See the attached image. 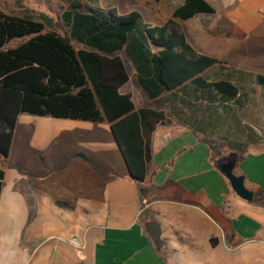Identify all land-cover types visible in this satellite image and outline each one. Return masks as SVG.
I'll return each instance as SVG.
<instances>
[{
  "label": "crops",
  "instance_id": "crops-1",
  "mask_svg": "<svg viewBox=\"0 0 264 264\" xmlns=\"http://www.w3.org/2000/svg\"><path fill=\"white\" fill-rule=\"evenodd\" d=\"M123 1L102 0L98 9L142 11L144 24L164 26L186 0ZM205 1L215 15L179 23L200 52L239 61L243 68H231L235 83L253 95L243 107L216 93L197 100L192 88L184 99L169 93L152 101L134 65L133 75L128 68L130 82L120 93L131 94L137 109L167 115L153 133L142 182L132 178L110 123L20 116L10 156L22 132L25 155H40L44 165L39 171L0 166V264H230L231 258L233 264H264V87L255 82L264 68L248 61L255 43L264 44V0ZM203 101L208 105L202 108ZM248 108L251 115L243 118ZM73 137L83 147L71 155L74 160L44 157ZM222 146L229 155H216L214 147ZM229 159L254 192L252 202L240 198L221 172ZM153 222L160 224L166 247L158 248L148 235Z\"/></svg>",
  "mask_w": 264,
  "mask_h": 264
},
{
  "label": "trees",
  "instance_id": "trees-1",
  "mask_svg": "<svg viewBox=\"0 0 264 264\" xmlns=\"http://www.w3.org/2000/svg\"><path fill=\"white\" fill-rule=\"evenodd\" d=\"M199 14L216 11L205 0H186L164 26H153L144 24L138 11L120 14L74 1L56 25L47 14L15 15L0 7V155L9 158L25 114L108 122L132 178L145 181L153 133L167 115L153 107L137 109L131 94L120 93L130 82L120 53L132 62L140 88L152 101L169 93L184 99L192 96L187 92L192 88L197 100L199 94L216 93L243 107L253 95L235 83L232 69L215 80L205 75L224 63L195 48L179 23ZM16 39L22 42L10 47ZM255 82L264 87V75ZM214 150L222 156L218 147ZM4 178L0 168V197Z\"/></svg>",
  "mask_w": 264,
  "mask_h": 264
},
{
  "label": "rangeland",
  "instance_id": "rangeland-1",
  "mask_svg": "<svg viewBox=\"0 0 264 264\" xmlns=\"http://www.w3.org/2000/svg\"><path fill=\"white\" fill-rule=\"evenodd\" d=\"M74 1H76V0H0V7L6 13L15 14V15H22L25 13V11H29L31 13H34V15L35 14L36 15L47 14L49 17L54 19V23L57 25L59 23V20H58L59 16L64 12V9L69 8V5L71 4V2H74ZM90 1L89 0H83V2H85L86 4H88L89 6L95 8V9L101 8L100 6H98V4L99 3L102 4V0H90ZM121 1H122L121 4L123 5L124 1L123 0H121ZM153 1H155V0H153ZM115 7H117V6H115ZM104 10L108 11L109 9H104ZM139 12L142 14V11H139ZM21 42L22 41L16 39V41L11 43L10 47H14V46L17 47V45H19ZM122 54H123L124 60L127 64V67L130 69V71L133 75V64H132V62L130 61V59L127 57V55L125 53H122ZM219 60L222 61L224 64L221 66H217V67L213 68L212 70L207 71L205 73V75L210 80H215V79L219 78L220 75L222 74L223 69H226V68L231 69V68H238V67L243 68L244 67V66H239L238 65L239 61H237V60H226V59L225 60L219 59ZM248 61H250L251 65H254L257 68H264V44L255 43L254 49L252 50V52L248 56ZM136 81H137V79H136ZM136 81L133 78V83H131V84H132V86L137 88L138 86H137ZM130 87H131V85H130ZM134 95L136 97V100L140 101V99L138 98L141 95V92L139 89L135 90ZM162 101L164 102V100H161V101H159V104H162ZM148 102L150 103V101H148ZM259 102L261 103V105H264V98L263 97L261 99L259 98ZM151 105H153V104H151ZM207 105H208L207 102L203 101L201 103L202 108L204 106H207ZM234 106H236V104ZM249 110H250V108H248L247 110H244V112L242 113L243 118H245V117L248 118L251 115L250 113H248ZM249 119H251V117ZM235 121H236V118H235ZM235 124H237V122H235ZM21 136H23V137H21ZM246 136H247V138H249L252 135L246 134ZM61 141H64V142H61L62 147H60L58 149H56V148L50 149L49 151H47L46 154H44V157L50 158V159L63 158L64 160L66 159L67 161L71 162V160H74L71 157V155L75 154V152L78 153L79 149L83 148V147L79 146L80 140L77 139V137L76 138L73 137L69 141H66L64 139ZM24 145H25V135H24V133L19 132V136L17 139L15 150L13 151L12 155L8 159H5L0 155V166L2 165L5 167H13L16 165H23L27 170H28V167H30V168H34L35 170L39 171L40 166L44 165V163L42 161V157L40 155L34 156L33 154L25 155L24 150H23ZM220 150H224L223 151L224 155H226V154L229 155L231 152L225 146H222V148H220ZM216 155L218 156L219 154L216 152ZM197 156L201 157V151L198 152ZM237 172L235 170V173L238 175ZM231 259H230V264H233V262H236V259H234V260H231ZM213 264H215V262H213Z\"/></svg>",
  "mask_w": 264,
  "mask_h": 264
},
{
  "label": "water",
  "instance_id": "water-1",
  "mask_svg": "<svg viewBox=\"0 0 264 264\" xmlns=\"http://www.w3.org/2000/svg\"><path fill=\"white\" fill-rule=\"evenodd\" d=\"M220 169L223 175L225 176V178L228 181H230L233 190L240 198L248 202L250 201L252 202L254 200L255 194L247 187L246 185L247 181L245 177L237 175L235 173V169H236L235 160L225 161L220 165ZM147 231H148V235L153 239V241H155L154 243L158 248L166 247L162 238V229L159 223L157 222L149 223L147 225Z\"/></svg>",
  "mask_w": 264,
  "mask_h": 264
},
{
  "label": "flooded vegetation",
  "instance_id": "flooded-vegetation-1",
  "mask_svg": "<svg viewBox=\"0 0 264 264\" xmlns=\"http://www.w3.org/2000/svg\"><path fill=\"white\" fill-rule=\"evenodd\" d=\"M229 160H234V159H229Z\"/></svg>",
  "mask_w": 264,
  "mask_h": 264
}]
</instances>
